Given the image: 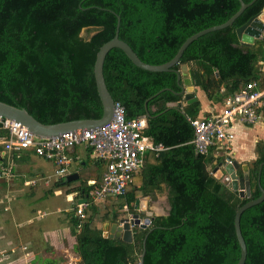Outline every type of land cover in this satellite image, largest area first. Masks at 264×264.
Returning a JSON list of instances; mask_svg holds the SVG:
<instances>
[{"label":"trees","instance_id":"obj_1","mask_svg":"<svg viewBox=\"0 0 264 264\" xmlns=\"http://www.w3.org/2000/svg\"><path fill=\"white\" fill-rule=\"evenodd\" d=\"M240 5V0H0V100L26 108L48 124L98 119L103 104L94 66L100 47L115 36L118 15L119 37L143 61L162 64L189 36L227 21ZM263 8L264 0H256L232 25L193 41L173 68L190 64L194 85L213 102H223L249 81L264 89V37L244 45L237 36V29ZM84 29L96 32L85 37ZM104 76L115 101L125 107L126 119L146 116L144 133L167 149L158 156L152 153L126 195L106 200L105 212L93 202L85 219L71 216L78 264H139L145 237V264H237L241 247L235 214L261 195L264 143L258 144L259 155L250 163L251 195L242 197L214 174L220 162L217 146L202 154L192 143L191 120L200 117L201 101L167 109L183 99L176 72L142 69L122 49L113 48L105 58ZM163 88L170 89L146 106ZM162 183L169 189L168 215H155L146 229L134 227L131 243L104 234L105 222L125 216L116 209L127 204L135 212V200L155 198ZM241 230L248 250L244 264H264V200L242 213ZM56 262L45 258L41 264Z\"/></svg>","mask_w":264,"mask_h":264},{"label":"crops","instance_id":"obj_2","mask_svg":"<svg viewBox=\"0 0 264 264\" xmlns=\"http://www.w3.org/2000/svg\"><path fill=\"white\" fill-rule=\"evenodd\" d=\"M189 66L191 70V65ZM256 82L259 86V82ZM194 88L197 100L201 101L202 109L199 118L212 116L221 110L224 101L213 102L207 98L202 89L195 85ZM259 111L260 118L256 123L236 125V137L230 148L216 150L219 153L216 156L219 161L226 163L227 157L231 156L241 163L238 174L239 170H242L244 175L247 168L249 172L250 163L259 155L258 144L264 143V122L261 121L264 119V105L259 108ZM222 149H224L223 152H221ZM67 153L71 158L69 173L61 177L56 173L57 165L53 160L37 155L32 149L16 152L6 150L0 144V211L9 210L10 204L16 202L11 215L12 221L16 222L15 225L5 224L11 220L8 214L2 213L0 218V264H16L17 260L22 261L28 256L32 258L29 264L35 261L41 264L45 258L56 259V264L80 262L81 258L75 251L77 237L72 232L71 216L78 217L76 209L79 204L84 205L86 212L87 207L93 202L101 212L98 204L100 201L93 199L92 191L93 187L99 183V173L103 178L106 166L102 161L95 159L93 150L86 144H77L69 148ZM152 153L147 152L142 169L151 161ZM47 163H52L54 169L46 170ZM70 175L75 177L69 180ZM66 180L68 183L64 182ZM85 183L89 186L87 191L80 189ZM161 188V190H154L155 198L149 196L151 199H159V203L151 208L155 215L165 216L170 210L169 189L165 183L161 184ZM60 201L63 202L61 207L57 204ZM63 204H68V207L63 208ZM125 207L130 210L125 204L122 209L115 211L122 213ZM29 213L31 214L28 216ZM115 221L110 220L104 223L105 235H109L108 228ZM12 229L11 233L8 232Z\"/></svg>","mask_w":264,"mask_h":264},{"label":"built area","instance_id":"obj_3","mask_svg":"<svg viewBox=\"0 0 264 264\" xmlns=\"http://www.w3.org/2000/svg\"><path fill=\"white\" fill-rule=\"evenodd\" d=\"M262 105L264 89L255 80L249 81L239 92L225 98L217 114L191 120L195 129L192 143L196 151L206 154L211 147L217 146V151L230 148L236 137V125L256 123ZM0 124V129L5 131L0 135L4 149L16 152L32 149L37 155L53 160L57 165L56 173L61 177L68 175L71 164L67 150L77 144L91 147L95 159L106 164L102 182L92 191L93 199L100 202L111 196L126 195L134 175L144 166L147 152L158 156L167 149L144 133L146 116L126 119L125 107L119 101H115L113 117L106 125L52 137L37 136L16 120L0 117ZM76 214L82 220L86 218L83 204L78 205Z\"/></svg>","mask_w":264,"mask_h":264},{"label":"water","instance_id":"obj_4","mask_svg":"<svg viewBox=\"0 0 264 264\" xmlns=\"http://www.w3.org/2000/svg\"><path fill=\"white\" fill-rule=\"evenodd\" d=\"M256 0H251L250 2H245L244 0H240V8L236 13H234L227 21L210 26L203 30H200L193 35L189 36L181 45L176 55L169 60L168 62L162 64H150L143 61L138 54L134 51L129 43L124 41L119 37V30L121 25V17L118 15L117 28L115 36L109 41L105 42L97 52L94 73L96 78V85L99 92V96L101 98L103 104V114L98 119L92 118H84V119H75L58 123H43L39 121L36 117H34L26 108H21L16 105L7 103L5 101L0 100V117H4L7 119L16 120L25 125L31 132H33L37 136L41 137H52L56 135H60L66 132H75L80 129H91L102 127L106 125L113 117L114 114V104L115 99L110 93L107 83L104 76V62L107 54L113 48L122 49L125 54L129 57V59L138 67L152 71V72H164V71H174L177 73V81L180 85L181 91L179 92L183 96V100L178 102H171L168 104V108L172 107H184L187 104L195 102L197 100V96L194 92V80L192 77V73L190 70V66L188 63H185L181 66L180 70H176L173 68L175 64H177L182 57L186 48L199 37L213 32L217 30L224 29L234 23V21L242 14V12L251 4H253ZM264 34V8L263 10L251 17L245 24L240 26L237 29V36L240 42L244 45H252L255 43L256 39H260ZM165 89L163 88L153 96L149 97L146 100V106L149 99L156 96L158 93ZM264 166V162L260 165L258 182L261 188V195L257 198L250 199L245 204L240 206L236 210L234 224L236 235L241 247V255L237 264H244L247 259V244L245 238L243 236L241 230V215L242 213L264 200V188L261 186V171ZM241 167V163L233 159L231 156L227 157V162L220 161L219 164L215 168V172H218L220 178L223 183L226 185H230L232 189L239 191L242 197L250 196L252 192L251 181L248 172V168L245 169L243 176H239L238 169ZM221 176H220V173ZM75 177L70 175L68 177L69 180ZM151 197L149 195L143 196L141 198H137L135 200V212L132 215L127 217H119L115 222L111 223V226L108 228L109 236L111 238H121L126 242H133V228L138 226L146 229L151 225V222L154 218V214L150 210H146L148 208L147 201ZM144 240V251L141 255V259L139 264L144 263L145 256V242Z\"/></svg>","mask_w":264,"mask_h":264},{"label":"rangeland","instance_id":"obj_5","mask_svg":"<svg viewBox=\"0 0 264 264\" xmlns=\"http://www.w3.org/2000/svg\"><path fill=\"white\" fill-rule=\"evenodd\" d=\"M96 32V30H93V31H87L86 29H84L83 31H82V35L83 36H85V37H89V36H91L92 34H94ZM261 121L262 122H264V119H261ZM224 151V149H222L221 150V152H223ZM219 153L218 152H216L215 151V156H217ZM54 169V165H52V163H47V168H46V170H53ZM214 174H216V176H219V174H218V172H214ZM112 198H115V196H111ZM60 200H62V198H59ZM62 201H60L59 203H57V204H59L60 205V207H61V205H62ZM147 203H148V208L146 209V210H152L153 211V213H154V215H155V212H154V210L153 209H151L152 208V206H155V204H158L159 203V199L158 198H156V199H149L148 201H147ZM99 204V206H100V209H101V212L103 213V212H105V207H106V203L105 202H100V203H98ZM14 206H16V202H13L12 204H10V209L9 210H7V211H4V209H2L1 211H0V218H2V213L3 214H8V216L10 217V221L9 222H7V223H5V224H9V225H15V223L16 222H14V221H12V218H11V215H12V212H13V209L15 208ZM65 207H68V204H63V208H65ZM124 211H122V213L125 215L124 217H127V216H129V215H132L133 214V212L132 211H130L127 207H125L124 209H123ZM130 211V212H129ZM31 213H29L28 214V216L30 215ZM137 227V226H136ZM13 231V229L12 230H8V232H12ZM32 258H30L29 256L28 257H25V258H23L22 259V261H18L17 260V263L16 264H29L30 263V260H31ZM79 263V262H78ZM33 264H37V262L35 261V263H33Z\"/></svg>","mask_w":264,"mask_h":264}]
</instances>
